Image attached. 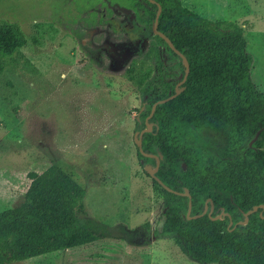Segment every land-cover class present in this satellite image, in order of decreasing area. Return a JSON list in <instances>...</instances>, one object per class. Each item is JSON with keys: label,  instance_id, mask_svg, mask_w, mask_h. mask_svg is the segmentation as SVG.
Here are the masks:
<instances>
[{"label": "rangeland", "instance_id": "374dc122", "mask_svg": "<svg viewBox=\"0 0 264 264\" xmlns=\"http://www.w3.org/2000/svg\"><path fill=\"white\" fill-rule=\"evenodd\" d=\"M138 1L0 0V24L27 39L0 70V211L25 201L30 172L58 164L86 188L87 218L108 229L91 244L11 264H199L153 235L164 204L138 156L136 118L147 88L172 94L183 74L158 34L142 37L154 22ZM182 3L244 25L264 92V0ZM132 63L135 81L126 73Z\"/></svg>", "mask_w": 264, "mask_h": 264}, {"label": "trees", "instance_id": "16d2710c", "mask_svg": "<svg viewBox=\"0 0 264 264\" xmlns=\"http://www.w3.org/2000/svg\"><path fill=\"white\" fill-rule=\"evenodd\" d=\"M137 3L150 12L152 22L162 6L158 30L189 64L184 89L156 106L149 120L153 130L142 137L144 152L160 158L156 176L162 184L152 180L163 199L164 221L153 235L173 239L186 257L199 264H264V92L253 79L254 56L248 50L244 25L205 18L182 0ZM150 32L153 29L142 35ZM157 37L177 59L184 76L183 59ZM26 43L17 26L0 24V70L3 60ZM136 68L133 63L128 66L129 80H136ZM172 94L153 96L150 88L145 90L147 105L136 118L140 131L146 128L154 104ZM138 156L144 167L157 166V158L145 156L139 148ZM29 177L25 201L0 211V264L107 237V227L86 216V188L58 164L30 172ZM186 189L192 198L191 216H196L191 219L190 198L176 193ZM142 227L150 232L151 224ZM150 234L144 243H149Z\"/></svg>", "mask_w": 264, "mask_h": 264}, {"label": "water", "instance_id": "95a60500", "mask_svg": "<svg viewBox=\"0 0 264 264\" xmlns=\"http://www.w3.org/2000/svg\"><path fill=\"white\" fill-rule=\"evenodd\" d=\"M152 1H153V0H152ZM161 12H162V6L159 5V11H158V13H157V16H156V19H155V22H154V32H155V34H158L159 36H161L162 38H164V39L166 40V42L169 44L170 48H171V49H172L177 55H179V56L183 59L184 64H185V66H186V73H185L184 76H183V75L181 76V77H183V79H182V81H181V84H183V83L186 81V79H187V77H188V74H189V64H188V60L186 59L185 55H184L181 51H179V50L176 48V46H175L174 43L170 40V38H168L163 32H161V31L158 30L159 17H160ZM183 89H184V87H182V88L180 89V88L177 86L174 94H172L171 96H169V97H167V98H165V99H163V100H159V101H157V102L154 104V106H153V109H152V112H151L150 116L146 119V122H145V123H146V128H144L143 130H141L140 133L136 134V135H135V138H134L135 142L138 144V148H139V150H140L141 153H143L145 156H153V157L157 158V166L155 167L154 170H152V166H150V165L145 166V170L148 171L149 174H150V176H151L152 178H155V179H158V177L156 176V172H157L158 167H159V165H160V158H158L156 155H150V154H147V153L144 152V150H143V145H142V137H143L144 133H146V132H151V131L153 130V124H151V123L149 122V120H150V118L152 117V115L154 114V110H155L156 106H157L158 104H161V103H166V102H168L169 100L175 98L177 95H179V94L181 93V91H182ZM260 134H261V130L257 132L255 138L250 142V145H251V146H252L253 143L259 138ZM158 180H159V179H158ZM159 182L162 184V182H161L160 180H159ZM164 186H165V188H167L169 191H172V189H170V188L167 187L166 185H164ZM176 193H177V194H181V195H183V196H188V197L190 198V201H189L188 218L191 219V218L196 217V216H194V217L191 216V211H192V198H191V195H190L188 189H186V191H185L184 193H180V192H176ZM262 207H264V205H262ZM208 208H209V206L206 205L205 212L208 210ZM213 209H214V205H213V203H212L210 214L212 213ZM257 209H258V207H255L254 210H252V211H255V210H257ZM252 211L247 212V213H246V216H248ZM222 216H223V213L220 214V215H218L216 218H222Z\"/></svg>", "mask_w": 264, "mask_h": 264}, {"label": "flooded vegetation", "instance_id": "af4514ba", "mask_svg": "<svg viewBox=\"0 0 264 264\" xmlns=\"http://www.w3.org/2000/svg\"><path fill=\"white\" fill-rule=\"evenodd\" d=\"M154 22H155V21H154ZM153 31H154V28H153ZM154 33H155V32H154ZM142 34H143V33H142ZM142 37H145V36L142 35Z\"/></svg>", "mask_w": 264, "mask_h": 264}]
</instances>
